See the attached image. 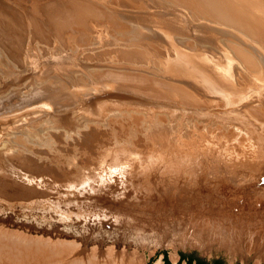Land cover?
Returning a JSON list of instances; mask_svg holds the SVG:
<instances>
[{
  "label": "rangeland",
  "instance_id": "rangeland-1",
  "mask_svg": "<svg viewBox=\"0 0 264 264\" xmlns=\"http://www.w3.org/2000/svg\"><path fill=\"white\" fill-rule=\"evenodd\" d=\"M213 20L218 32L239 31ZM246 37L243 48L259 46ZM5 49L0 39V264H40L43 254L52 264H160L170 251L264 264V79L231 99L183 108L119 91L94 75L97 67L60 73L34 38L12 45L14 54ZM112 106H132L148 125L132 115L129 130L113 125ZM159 110L168 122L155 119Z\"/></svg>",
  "mask_w": 264,
  "mask_h": 264
},
{
  "label": "bare ground",
  "instance_id": "bare-ground-1",
  "mask_svg": "<svg viewBox=\"0 0 264 264\" xmlns=\"http://www.w3.org/2000/svg\"><path fill=\"white\" fill-rule=\"evenodd\" d=\"M195 16H202L199 23L202 26L201 29L195 28ZM213 19L238 23L239 31L231 32L230 29L224 33L218 32L221 31V27L216 26ZM245 35L257 39L259 46L256 45L257 47L253 49L243 48L240 39ZM25 36L34 38L36 43L40 42L47 46L51 53L50 62L48 61L49 67L57 68L56 71L60 73L88 66L97 67L94 75L100 80L113 82V86L119 88V91L120 89L131 90L134 94L137 93L147 99L175 100L181 103L180 105H211L264 79V68L262 67L264 64L255 63L251 55L253 50H259L264 57V0H0V39L7 47L5 50L9 52L12 45L21 44ZM9 53L14 54L11 51ZM89 86L92 87L90 84ZM102 92L104 91H101V94ZM118 93H116L117 96ZM261 94L263 96L264 93ZM130 95L133 96L132 93L127 96ZM123 96H118L120 98L118 99L122 100ZM144 99H142L143 102L141 100L142 103L138 99L136 101L145 105L147 102L145 104L144 102L147 99L145 101ZM169 104L172 105V103ZM161 105L159 109L165 107ZM230 106V108L233 107ZM131 108L132 106L130 109L113 107L107 110V116L113 125H118L125 130L128 129L126 122L130 121H124L126 116L128 118L132 115L131 118L138 123L140 121V124L142 122L148 125L149 119L146 121L139 116V111H136L138 108H135L136 112ZM171 108L172 106L167 110L170 111ZM161 110H159L160 115L157 113L159 116L153 117L158 121L168 122L169 117L167 113H164L166 111L161 113ZM226 110L230 113V109L227 108L224 113ZM217 111L220 112V109ZM205 112L203 111L202 118L206 116ZM219 112L215 113L216 116ZM241 112L244 113V111ZM255 114L260 116L256 112ZM154 115L156 116V113ZM220 115V117L223 116L222 113ZM229 117L235 120L234 117ZM194 119L196 120V117H192V120ZM254 120L253 124H255ZM191 124L192 122L188 121L187 128ZM196 124L198 125V122ZM192 130L193 128L191 133L194 132ZM194 149L191 150L194 151ZM191 150H189L190 153ZM198 151L199 149L194 151V155ZM169 254L175 263L178 258L177 253L170 251ZM40 257L42 260L40 264H52L46 255L43 254ZM8 261H11L10 258Z\"/></svg>",
  "mask_w": 264,
  "mask_h": 264
},
{
  "label": "trees",
  "instance_id": "trees-1",
  "mask_svg": "<svg viewBox=\"0 0 264 264\" xmlns=\"http://www.w3.org/2000/svg\"><path fill=\"white\" fill-rule=\"evenodd\" d=\"M163 254H164L165 263H167L168 262L167 253L163 252ZM179 255H180V260H186V264H193V262L194 264H222V262L219 259H213L211 262L207 263L206 260H203L202 258L196 257L192 254L179 252Z\"/></svg>",
  "mask_w": 264,
  "mask_h": 264
},
{
  "label": "crops",
  "instance_id": "crops-1",
  "mask_svg": "<svg viewBox=\"0 0 264 264\" xmlns=\"http://www.w3.org/2000/svg\"><path fill=\"white\" fill-rule=\"evenodd\" d=\"M167 259H168V262L165 263V260H164V254H162V263L161 264H186V260H180V255H179V252H178V258H177V261L174 263V261H172L169 256L167 255Z\"/></svg>",
  "mask_w": 264,
  "mask_h": 264
}]
</instances>
